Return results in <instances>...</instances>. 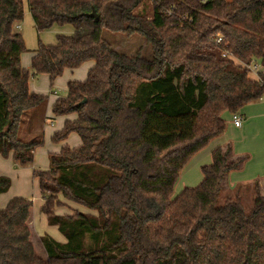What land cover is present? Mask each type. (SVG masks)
I'll list each match as a JSON object with an SVG mask.
<instances>
[{
	"label": "trees",
	"instance_id": "trees-1",
	"mask_svg": "<svg viewBox=\"0 0 264 264\" xmlns=\"http://www.w3.org/2000/svg\"><path fill=\"white\" fill-rule=\"evenodd\" d=\"M27 2L38 33L73 28L53 44L39 41L33 74L53 83L67 68L94 65L85 80L68 81L52 108L77 114L52 141L76 132L81 144L63 145L50 153L49 169L34 172L41 210L66 240L42 235L40 255L29 224L33 200L14 197L0 210V264H264V184L225 187L244 163L230 160L231 147L214 149L201 182L174 195L191 158L226 131L224 112L264 97V71L252 78L246 67L264 68V0ZM23 18L24 0H0V154L25 165L44 133L25 140L21 124L37 127L48 95L31 91V70L21 64L28 49L15 25ZM105 31L141 35L147 48L130 54ZM10 186L0 175V195ZM60 194L97 214H56Z\"/></svg>",
	"mask_w": 264,
	"mask_h": 264
},
{
	"label": "rangeland",
	"instance_id": "rangeland-1",
	"mask_svg": "<svg viewBox=\"0 0 264 264\" xmlns=\"http://www.w3.org/2000/svg\"><path fill=\"white\" fill-rule=\"evenodd\" d=\"M25 2L27 3V0H25ZM16 30L18 31V28ZM46 32L48 33L49 38L51 36L55 40L54 41L55 43L57 40V33H58L56 32V29H51V30L48 29ZM30 33L31 36L35 39V42L38 43L40 40L38 39V36L36 34L37 32H35L36 38L34 37L32 31H27L28 36H30ZM105 37L109 39V41H111L112 43L117 38L115 42V46L118 47L119 49L127 51L130 54H135L141 48L144 49L147 48L145 40L141 35H137V36L135 35L132 38H126L120 34H113L109 31H105ZM26 53H29V51H27ZM27 55L29 56V54ZM88 65H89V61L87 64L83 63L82 65L77 67L76 68L77 70L76 69L74 70L76 76L77 77L79 76L78 78H82L81 80H85L87 78V74H88L87 72L89 70ZM258 65H259L258 70L264 71V68L260 64ZM29 70H31L30 71L31 75L29 79L30 88H32L36 92H40L42 94L44 93L48 95V108L46 115L47 117L44 118L45 119L44 123H42L41 120L37 119L35 125L37 127L35 129H33L32 125L31 126L28 125V123H26L24 119L21 124L22 130L20 131L19 136L25 140H33L35 138L43 139V137L40 136V134H42V130L44 126L45 129L44 143L36 148L34 161L29 164L22 165L16 162L14 160L12 152H10L8 156H3L2 154H0V175H6L11 179L10 188L6 192L0 195V210L5 208L7 203L14 197L31 198L33 200V205L31 207L30 222L34 226V231L31 239L35 245L37 252L42 256H46L43 245L41 243V235L49 234L53 238L61 242H64L66 238L59 231L56 225L49 224L47 220V216L41 210L44 204V197L39 186V179L35 176L34 172L36 170L49 169L50 153L60 151L63 145L62 142L56 143L52 141V136L55 131L63 127L64 120L66 117H63L62 115L56 116L53 113L52 108L56 98L64 97L67 95V81L69 80V73L71 72V70L67 68V72H63V74L59 76L53 83L51 82L48 74H33L31 67ZM53 91H56L57 93L55 94ZM230 121L232 122V116L230 118ZM227 125H228V121H227ZM66 144L69 145L70 147L79 146L81 144V138L79 134L76 132H72L67 138ZM192 159L193 157L191 158V160ZM190 161L186 166L189 165ZM186 166L184 167L181 177L178 179V182L175 185L174 195L179 194L184 189L182 177L183 174L189 168V166L187 168ZM201 167L199 168L198 166H196L190 171L189 176L191 174L190 177L195 179L196 182V183H192L194 185L191 186H196L201 182L203 178ZM197 177L199 179H197ZM196 180H200V181H196ZM225 187L228 188L227 185H225ZM225 191L226 190H224V194L222 195V201L227 196L225 194ZM245 203L246 205L249 206L250 204H252L250 199L247 198L245 200ZM54 211L56 214H62V215L74 214L77 211L97 214V211L95 209H92L80 202L67 199L61 194L57 196Z\"/></svg>",
	"mask_w": 264,
	"mask_h": 264
},
{
	"label": "crops",
	"instance_id": "crops-1",
	"mask_svg": "<svg viewBox=\"0 0 264 264\" xmlns=\"http://www.w3.org/2000/svg\"><path fill=\"white\" fill-rule=\"evenodd\" d=\"M24 12H25L24 18L18 24L15 25V28L16 29L18 28V31L22 33L24 40L26 42L27 49H28L27 51H29V53H26L27 51L22 53L21 64L24 68L30 69L33 51L37 49L39 42L38 43L35 42V39L31 36V33H30V36H28L27 34V31H32L34 37L36 38L35 32H37V30H36L35 22L33 20L32 14L28 6V2L26 3L25 0H24ZM51 29H56V32L66 33V34H69L73 31V28L71 26H64V27L54 26L50 28V30ZM46 31L47 30L41 33L37 32L36 34L38 36V39L42 40L46 44H53L55 40L51 36L49 38V35ZM27 54H29V56ZM87 63L85 62V64ZM93 65H94V61H89L88 69H90ZM75 69H70L71 72L69 73V80H74V79L81 80L82 79V78H78L79 76L78 77L76 76V73L74 71ZM65 70L66 71L64 72H67V69ZM258 72L260 71L258 70ZM250 76L252 78L259 77V75H255V74H250ZM30 89L31 91L36 92L32 88ZM53 92L55 94L57 93L56 91H53ZM37 93H40V92H37ZM47 108H48V104L45 110L42 112V117H41L42 123H44V120H45L44 118L47 117L46 116ZM240 112L244 116V122L241 127H236L230 121V118L232 116L231 112L229 111L224 112L223 117L227 119L228 121L226 131L222 135L214 138L208 144V146H206L204 149L200 150L196 155L193 156V159L190 161L188 165L189 166L188 170L183 174V177H182L184 187L191 186V185H194L192 183H196L195 179L190 177L191 174L189 176L190 171L196 166L200 168L203 165L211 163L212 151L216 149L217 147H223L224 149H226L227 147H231L232 151L230 153L229 158L232 161L237 160L239 157L244 158V163L242 167L231 171L227 175L226 180H225V184L227 186L233 187L235 185L242 184V183L243 184L252 183L256 180H260L261 183L264 184V99H260L256 102H251V103L246 104L240 110ZM62 116L66 117L64 120V123H65L67 119H75L77 117V114L72 113V114L62 115ZM43 133H45L44 126H43ZM62 143L63 145H65L66 141ZM188 166H186V168ZM197 179L199 178L197 177ZM196 181H200V180H196ZM29 224H30L31 231L33 234L34 226L31 224L30 219H29Z\"/></svg>",
	"mask_w": 264,
	"mask_h": 264
},
{
	"label": "built area",
	"instance_id": "built-area-1",
	"mask_svg": "<svg viewBox=\"0 0 264 264\" xmlns=\"http://www.w3.org/2000/svg\"><path fill=\"white\" fill-rule=\"evenodd\" d=\"M19 27V26H18ZM215 38L217 40V42H222L223 41V35L220 34V33H217L215 35ZM258 63H251V64H247L246 67L248 68L249 70V73L250 74H255V75H259V72H258ZM264 99V97H263ZM232 122L233 124L236 126V127H241L243 125V122H244V116L242 115V113L239 111H236V112H233L232 113Z\"/></svg>",
	"mask_w": 264,
	"mask_h": 264
},
{
	"label": "water",
	"instance_id": "water-1",
	"mask_svg": "<svg viewBox=\"0 0 264 264\" xmlns=\"http://www.w3.org/2000/svg\"><path fill=\"white\" fill-rule=\"evenodd\" d=\"M89 16H91V17H95V18H96V20H99V15H98V14H96V12H95V11H93L92 13H90V14H89Z\"/></svg>",
	"mask_w": 264,
	"mask_h": 264
}]
</instances>
